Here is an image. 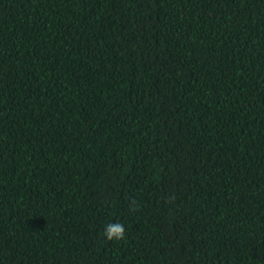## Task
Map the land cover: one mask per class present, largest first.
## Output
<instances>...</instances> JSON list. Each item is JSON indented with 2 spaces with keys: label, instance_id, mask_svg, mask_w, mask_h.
Wrapping results in <instances>:
<instances>
[{
  "label": "trees",
  "instance_id": "16d2710c",
  "mask_svg": "<svg viewBox=\"0 0 264 264\" xmlns=\"http://www.w3.org/2000/svg\"><path fill=\"white\" fill-rule=\"evenodd\" d=\"M0 264H264V0H0Z\"/></svg>",
  "mask_w": 264,
  "mask_h": 264
},
{
  "label": "clouds",
  "instance_id": "9594fccd",
  "mask_svg": "<svg viewBox=\"0 0 264 264\" xmlns=\"http://www.w3.org/2000/svg\"><path fill=\"white\" fill-rule=\"evenodd\" d=\"M103 235L109 241H112V240H117V241L123 240V239H125V228H124V225L119 223V222L109 223L105 227Z\"/></svg>",
  "mask_w": 264,
  "mask_h": 264
}]
</instances>
